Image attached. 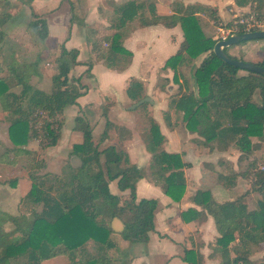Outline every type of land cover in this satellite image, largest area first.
<instances>
[{
	"label": "trees",
	"instance_id": "1",
	"mask_svg": "<svg viewBox=\"0 0 264 264\" xmlns=\"http://www.w3.org/2000/svg\"><path fill=\"white\" fill-rule=\"evenodd\" d=\"M19 1L32 9L34 0ZM236 3H250V10L246 13L255 12L264 19V0H236ZM145 5L154 15L152 20L143 17V11L139 13ZM196 6H183L182 14L177 8L172 14L160 15L155 13L151 2L144 4L143 1L129 0L122 3L118 10L122 13L123 24L138 14L143 24L154 21L173 25L180 22L184 39L178 50L166 60L165 66L174 70V80H178V73L183 77L186 88L172 96L170 103L182 111L186 127L203 137V144L213 141L220 149L233 146L240 152L238 159L248 158L255 146L264 142V75L252 71L239 73L240 68L226 63L213 52L214 39L206 35L198 23L194 15ZM10 17L9 11L0 12V39L4 35L2 25ZM32 24L42 37L47 35V28L43 26L45 20H34ZM123 24L118 26L122 27ZM122 37V31L116 30L109 38L108 47L93 43L108 65L122 66L129 61L131 52L123 46ZM224 50L227 52L226 48ZM203 53L194 69L197 83L195 93L180 67L190 65L194 58ZM77 54L76 48L67 49L64 44L61 45L55 59L57 71L53 74L50 91L31 82L32 75H38L40 71L36 69L37 63L24 65L23 60L11 55L4 64L6 66L0 65V70H9L13 79L0 74V104L3 111L8 113V129L14 144L10 150L6 148L0 154V161H3V155L5 159L9 158L8 151H12L13 159L20 160L31 180V187L17 202L19 213L13 214L0 208V264H40L42 259L58 253L66 254L65 264H119L109 253V248L114 244L110 237L113 231L111 219L118 216L123 220L124 227L120 234L131 242L148 240L149 231L154 229L157 199L136 197V182L143 176L141 168L131 163L127 152L115 145L98 149L92 140V127L82 116L75 117V127L82 132L83 139L74 144L73 152L82 161L74 173L62 176L40 170L44 161L37 159L36 151L22 146L31 137L37 136L33 124L37 110L48 116L43 124L42 146L57 142L62 124L57 115L66 105L77 103L76 98L83 93L84 84L80 79L70 81L68 76L72 65L77 63ZM252 62L264 67V50ZM88 63L87 69L91 65ZM12 86H19L20 89L15 91L11 89ZM126 91L134 101L145 96L142 82L137 79L130 81ZM147 105L146 101L139 105L141 118L138 120L146 149L151 153L147 175L166 194L178 200L186 186L183 167L187 163L179 153L164 149L165 136L158 122L147 114ZM252 137L257 141L254 142ZM253 159H249L242 170L229 167L228 171L217 175V180L226 187L235 185L239 175L244 178L252 176L249 188L240 195L218 201L210 189H197L192 196L202 210L213 215L220 233L216 238V250L220 255L217 264H249L253 246L264 245V164L256 167ZM17 179H2L0 186L16 185ZM113 179L117 180L120 189H129V198L110 191L108 183ZM250 191L261 195L256 206L251 208L246 201ZM190 211L196 213L189 208L184 214ZM24 213L27 215L21 217ZM7 222L14 227L6 230L4 226ZM89 239L93 241V251L85 247ZM262 260L264 263V254ZM189 264L195 263L189 261Z\"/></svg>",
	"mask_w": 264,
	"mask_h": 264
},
{
	"label": "crops",
	"instance_id": "2",
	"mask_svg": "<svg viewBox=\"0 0 264 264\" xmlns=\"http://www.w3.org/2000/svg\"><path fill=\"white\" fill-rule=\"evenodd\" d=\"M127 1L129 0L33 1L34 11L42 14L46 20L48 28L44 42L46 51L49 50L50 45L52 47L54 45L55 52H57L58 44H64L67 49L76 48L78 50L77 63L72 65L68 76L74 75L75 78H79L84 87L82 88L83 93L76 98L77 103L68 104L69 108L64 107L62 113L57 115V119L61 120L62 124L55 144L42 146L41 139L34 136L22 146L36 151L37 159L44 161V166L40 170L58 173L62 176L72 174L81 165V163H73L78 156L73 152V149L70 152V163L68 161L60 171H52L48 168L47 153L50 152L49 148L58 149L63 145L64 140L66 141L65 147L70 145L72 138L74 139L73 144L82 141V132L75 127V117L82 116L92 127V140L97 144L98 149L115 145L117 148L125 150L130 162L141 168L143 176L136 182L137 199L141 197L157 199L153 216L154 229L149 231L146 241L131 242L124 239L120 234L123 229L114 230L113 227L115 218L121 221L120 218L114 216L111 219L110 225L113 231L110 233V237L114 244L109 248V253L114 257L113 252H118L120 256V259H115V262L119 264H189L190 261L195 264H217L220 255L216 250V238L220 233L213 215L202 210V207L193 201L192 196L197 189H210L216 200L225 201L233 199L247 190L249 183L245 180L246 178L239 175L235 185L226 187L217 180V175L219 172L228 171L229 167L236 171L244 169V163L255 156L256 149L264 146L259 144H264V142L258 141L260 143L248 155V159L243 160L238 159L240 152L235 147L228 146L225 149H220L213 141L203 144L201 142L203 137L186 127L182 111L175 109L170 103L171 97L175 96L178 91H183L186 85L179 73L178 80H174V70L165 66L166 60L178 50L184 39L182 26L180 22L173 25L154 21L143 24L141 23L143 19H140L139 14L123 24L121 20L123 16L118 7ZM134 1H143L144 4L151 2L154 5L155 13L160 15L172 14L177 8L182 14L183 6L197 4L194 8V15L197 16L198 23L204 33L211 36L214 42L218 39L220 27L230 25L238 15H247L246 12L250 10V3L239 5L236 0ZM177 1L179 2L177 3ZM64 5L69 6V11H64ZM141 11L146 19L154 18L147 5L140 9L139 13ZM120 23L123 24L122 27L118 26ZM116 30L122 31V44L131 52L129 61L122 66L108 65L106 60L99 56L98 50L93 47V43L101 44L104 48L108 47L109 38ZM230 49L229 52L235 53L239 52L242 46L239 42L232 45ZM204 54L194 58L190 65L184 64L180 67L181 71L189 78L195 93H197V83L194 69ZM235 56L239 58L238 54ZM88 62L91 64L89 69H87ZM40 70L41 73L33 75L32 82L37 87L50 91L54 72H47L46 69L43 71L42 68ZM240 71L246 72L247 70H239V73H245ZM132 79L142 82L145 96H149L151 99V101H146L148 102L147 114L158 122L160 131L165 136L164 149L168 152L179 153L181 159L187 163L183 167L186 186L178 200H174L166 194L147 175L151 153L146 149L144 135L138 128V120L141 118L139 105L145 101L132 107L133 103L137 101L128 96L126 91ZM0 113L1 115L3 113V116H0V142L6 146L7 150H10L14 145L8 129V113L3 111L1 104ZM66 115L74 116V122L68 129L65 127ZM252 140L257 141L255 137H252ZM37 142L39 148L34 146ZM103 143L104 146L100 147ZM40 151L45 152L41 155ZM259 155L264 156L263 153ZM5 164L9 163L0 161V173L7 169ZM144 167L147 168L144 169ZM16 178H18L16 185L20 194L15 205L9 204L7 201L0 204L1 209L13 214L19 213L17 209L19 197L31 187L27 169L25 175L16 176ZM108 186L112 193L123 195L125 198H127V193H130L129 189H120L116 179L110 180ZM247 195L246 201L248 207L251 208L248 201L250 198ZM189 208L194 209L196 213L190 211L184 214ZM26 215L24 213L21 217ZM13 227L14 225L10 222L5 223L4 226L6 230ZM114 235H117L116 238ZM85 247L90 251L94 250L92 239L87 241ZM186 251L189 253L186 254ZM263 254L264 245L261 244L260 247L254 245L249 254V264H264ZM65 262L66 254L58 253L42 259L40 264H65Z\"/></svg>",
	"mask_w": 264,
	"mask_h": 264
},
{
	"label": "rangeland",
	"instance_id": "3",
	"mask_svg": "<svg viewBox=\"0 0 264 264\" xmlns=\"http://www.w3.org/2000/svg\"><path fill=\"white\" fill-rule=\"evenodd\" d=\"M64 7H65L64 11H69V6L64 5ZM3 10L9 11L11 13V17L4 23V25H2V28L4 30L3 32L4 35L0 39V65L6 66L4 65L5 62L9 60L12 55L14 58L18 60H23L24 65H26V63L28 62H32L35 64L37 63L36 69L40 70V68H42L43 71L46 69L47 72L49 71L51 73L53 71L54 72L53 74H55V72L57 71L55 59L60 53V48L62 44H58V47H56V50L58 49L57 52H55L54 45L53 47L52 45H50L49 46L50 51L49 50L46 51V46L44 42H45V38L47 35L45 37H42L38 28L34 27L32 24L34 20H45L42 17V14L36 13L33 7L31 9L30 7H26L22 5L19 0H0V12H3ZM43 26L44 28H47L46 20H45V25L43 24ZM47 34H48V28H47ZM240 44L242 46V49L239 52H235V53L229 52V50H231L230 48H232V45H230V47L228 46L226 47L227 52L232 56H235L238 54L239 55L238 57L240 59H243L246 61H255L259 58V56L264 50V37L257 38V39H248V40L240 42ZM240 72H245V71H240ZM1 73L3 75H6L7 78H10V80L12 79V77L9 75V70H6V69L2 71L0 70V74ZM39 73H41V70L39 71ZM33 78L34 76L32 75L31 82ZM72 78H75V76L72 75L71 77H69L70 81H73ZM32 84L35 85V83L33 82ZM11 89L18 91L20 87L12 86ZM255 99L257 100V97ZM65 108H69V105H66ZM0 116H3V113L2 115L0 113ZM46 120H48V116L43 111L37 110L36 113H34L33 124H34L35 129L37 130L36 135L41 139V141L44 140L43 133L45 131H44L43 124ZM65 120H66L65 127L68 129L70 128V125H72V123L74 122V116L70 117L66 115ZM64 134H65V131L63 135ZM73 141L74 139L72 138L70 145L68 144L66 145V147H65L66 141L64 140L62 143L63 145H61L58 149L49 148L50 152H48L47 154H48V164H49L48 168L50 170L60 171L66 165V163H68V161L70 163V157H71L70 152L72 149H74ZM259 145L262 146L264 144H259ZM34 146L39 148L38 142L35 143ZM102 146H104V143L100 145V147ZM5 148L6 146L2 144V142H0V153L3 152ZM44 152L45 151H40V154L43 155ZM235 152L237 153V151ZM260 153L264 154V146L256 149V153L253 159L256 167H260L264 164V156L259 155ZM8 155H9V158L13 160L14 158L13 152H8ZM2 158L5 163H9V164H5L7 166L6 167L7 169L0 173L1 180L2 179H12V178L14 179L16 176H22L23 174L24 175L26 174V168L21 164L18 158L17 159L15 158L14 160L15 162H11V163L5 159L4 155ZM244 159H248V158H243V160ZM246 164L247 163H244V167ZM146 168L147 167H144V169ZM251 172L252 170L250 171V173ZM251 178L252 176L245 179L247 183H249V185L252 180ZM114 185L116 187L115 182H114ZM19 194H20V191H18L17 185L10 184V187L0 186V204L7 201L9 204L13 203V205H15V201H17V197L19 196ZM247 196L250 198L248 199L249 205L251 207H254L256 206L257 199L261 195L260 193L258 194V192L250 191ZM126 197L129 198L130 193H127ZM120 220L124 224L121 218ZM114 236L116 238L117 235H114ZM113 254L116 260L120 259L118 252H113Z\"/></svg>",
	"mask_w": 264,
	"mask_h": 264
},
{
	"label": "water",
	"instance_id": "4",
	"mask_svg": "<svg viewBox=\"0 0 264 264\" xmlns=\"http://www.w3.org/2000/svg\"><path fill=\"white\" fill-rule=\"evenodd\" d=\"M262 37H264V29H260V30L255 29V30H250V31L237 32L234 34H230L225 39L216 40L213 44L212 50L219 58H221L226 63H229V64L236 66L240 69H245L247 71H252V72L264 75V67L263 66L256 64L252 61H246V60H243V59H240L237 57H233L228 52H226L224 50V48H226L227 46L237 44L241 41L248 40V39H257V38H262ZM143 101H151V99L149 96H144L143 98H141L137 102L133 103L132 107L137 106L139 103H141ZM73 163L74 164L75 163L80 164L81 159L78 156H76ZM123 226H124L123 223L121 221H118L117 218H115V221L113 223L114 229L122 230Z\"/></svg>",
	"mask_w": 264,
	"mask_h": 264
},
{
	"label": "built area",
	"instance_id": "5",
	"mask_svg": "<svg viewBox=\"0 0 264 264\" xmlns=\"http://www.w3.org/2000/svg\"><path fill=\"white\" fill-rule=\"evenodd\" d=\"M255 29H264V19H259L256 13L252 12L247 15L240 14L230 25L220 27L218 39H225L230 34Z\"/></svg>",
	"mask_w": 264,
	"mask_h": 264
}]
</instances>
